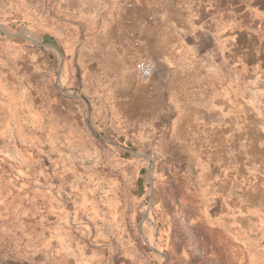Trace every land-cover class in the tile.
Here are the masks:
<instances>
[{"label": "rangeland", "instance_id": "rangeland-1", "mask_svg": "<svg viewBox=\"0 0 264 264\" xmlns=\"http://www.w3.org/2000/svg\"><path fill=\"white\" fill-rule=\"evenodd\" d=\"M81 8L0 0L28 51L0 65V264H264V0H152L128 42L89 32L95 106Z\"/></svg>", "mask_w": 264, "mask_h": 264}, {"label": "crops", "instance_id": "crops-1", "mask_svg": "<svg viewBox=\"0 0 264 264\" xmlns=\"http://www.w3.org/2000/svg\"><path fill=\"white\" fill-rule=\"evenodd\" d=\"M81 4L82 17L78 19L77 25L80 30V45L76 49L75 61L77 73L81 77V82L85 89H89L87 93L90 95L88 100L92 105L100 104L110 98V94L107 89L97 81H101L99 78L106 76L107 68L103 62L98 61L97 58L100 56L104 57L103 51L95 45H90L86 41L89 38V32H94L98 36L99 40L109 39L112 37L117 41H127L129 33L126 24L131 19V11L136 8L146 9V6L150 4L152 0H76ZM88 11L89 13L84 12ZM6 20L1 21L0 24L3 28L11 26H21L17 21L11 19V24H4ZM68 22V21H67ZM69 23V22H68ZM30 28L36 30L39 35H43L44 39L49 35L55 34L53 25H39V23L29 24ZM66 33V30L60 31V34ZM120 46V44H117ZM70 48V47H69ZM123 49V48H121ZM114 50L110 49V52ZM118 49L117 51H119ZM129 50V49H127ZM103 52V53H102ZM28 54L25 49L18 48L11 40H0V65L6 64L11 58L18 60L24 59ZM170 70V69H169ZM97 77L98 80H95ZM132 101L137 99H143L145 95H138L133 92L129 95Z\"/></svg>", "mask_w": 264, "mask_h": 264}, {"label": "built area", "instance_id": "built-area-1", "mask_svg": "<svg viewBox=\"0 0 264 264\" xmlns=\"http://www.w3.org/2000/svg\"><path fill=\"white\" fill-rule=\"evenodd\" d=\"M156 72V63L151 57H143L137 64V73L141 80L149 81Z\"/></svg>", "mask_w": 264, "mask_h": 264}]
</instances>
